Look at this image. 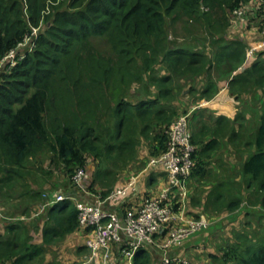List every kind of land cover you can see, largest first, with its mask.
<instances>
[{
  "label": "trees",
  "instance_id": "trees-1",
  "mask_svg": "<svg viewBox=\"0 0 264 264\" xmlns=\"http://www.w3.org/2000/svg\"><path fill=\"white\" fill-rule=\"evenodd\" d=\"M253 1L0 0V61L42 24L35 49L0 73V263L61 264L57 248L82 231L76 253L87 259L75 264H91L90 229L80 227L75 201L43 213L35 208L45 195L37 183L52 174L44 160L70 182L92 164L88 188L100 185L106 196L141 141L152 156L164 151L166 130L183 113L179 99L190 98L188 106L211 101L223 82L235 115L205 106L191 119L200 124H191L192 176L211 187L199 189L193 203L264 207V50L248 60L247 43L228 34L233 12ZM224 145L237 157L234 165L217 153ZM238 238L209 253L213 264H264V237ZM256 243L263 246L254 250ZM152 251L141 247L134 264H152Z\"/></svg>",
  "mask_w": 264,
  "mask_h": 264
},
{
  "label": "built area",
  "instance_id": "built-area-1",
  "mask_svg": "<svg viewBox=\"0 0 264 264\" xmlns=\"http://www.w3.org/2000/svg\"><path fill=\"white\" fill-rule=\"evenodd\" d=\"M260 6L263 7L262 15L259 13ZM249 12L253 18L257 17L263 21V35L261 40L249 49L248 59L254 57L257 51L264 50V0L249 2L236 9L233 16L236 20L240 19L242 21L240 23H247L245 21ZM41 28L42 24L32 27L31 33L10 50L0 61V71L4 68L12 69L35 49ZM243 69L245 65L238 71ZM194 110L193 108L190 112L181 113L170 124L166 130L168 136L166 148L161 154L151 156L144 170L130 173L119 187L106 196L97 193L90 202H87L71 190L48 191L45 192L44 201L38 207V213H43L52 205L67 199L74 200L79 210L80 227L83 230L90 229L86 237V244L90 249L88 262L122 264L123 259L129 264H134L137 251L145 245L168 249L182 243L209 223L205 216L183 221L178 213L189 193V180L195 167L196 146L192 141L191 129V113ZM154 168L167 171L168 185L158 194L145 195L138 205H125L126 198L139 187L143 174ZM87 178H89L88 171L79 168L71 178L72 187L81 188ZM118 207L121 210L117 211ZM116 244L121 245L120 263L119 258L116 259L113 254V247ZM162 264H188V261L165 255Z\"/></svg>",
  "mask_w": 264,
  "mask_h": 264
},
{
  "label": "rangeland",
  "instance_id": "rangeland-1",
  "mask_svg": "<svg viewBox=\"0 0 264 264\" xmlns=\"http://www.w3.org/2000/svg\"><path fill=\"white\" fill-rule=\"evenodd\" d=\"M247 17H248V19H247V21H245L247 23H246V25L245 24L244 25L248 26L249 27L248 29L254 28V30H255L254 31L255 33H252L250 35L251 37L246 36L247 38L244 40V41H246L247 46H248L247 49L249 50L252 45H254L255 43H257L261 40L263 34H262V28L259 26L261 19L260 18L257 19V17L253 18L251 16L250 12L247 13ZM237 20L233 16L232 27H230L228 30V34L231 35V38L232 37L241 38L239 34H242V32L234 31L235 27H233L234 24L238 25V24H240V22H242L240 19H237ZM41 22H43V21L41 20ZM176 27H178L177 32L180 35L184 34V31L182 29V24L180 22H178L176 24ZM242 29H245V28H242ZM244 33H246V32H244ZM258 52L259 51H257L255 53V56L258 54ZM250 59H248V60H250ZM3 70H6V69L4 68ZM3 70H1L0 73ZM189 99L190 98L179 99V100H181L180 105H179L181 108L180 111L190 112L193 110V106L186 105V103H188ZM196 111L197 110H195V112ZM194 113L192 112L191 114L193 115ZM198 123L199 122L197 120L196 121L191 120L192 128H193L194 124H198ZM198 125L200 126V124H198ZM137 148L139 151V155L137 156L136 159H134L131 162V166L128 170V173H126V171L123 173V175H122L123 179H121L116 184V186L118 184H120L122 180L125 181L126 177L124 178V176H129V174L132 172L137 173V172H140L146 168L147 163L149 161V158L152 156L150 154L151 146L149 145V142L147 140H143L137 146ZM228 149L229 148H227V146L224 145V146H222L221 150L218 151L217 153L220 155L224 154L223 159L225 161H227L229 166H231V165H234L236 163L237 157L235 155H233L234 152H231V150H228ZM230 149H231V147H230ZM220 155H217L218 159L222 158ZM228 165H226V166H228ZM214 166H215L214 169L219 168V165H214ZM42 167L45 170H50L52 174L49 176L46 174L44 175L42 173L44 178H45V181L43 182V180L41 179L37 183V186H38V184L43 185L41 190L45 189V192L48 193V191L49 192L50 191H52V192L56 191L57 192V191H68L70 189V187L72 186L73 183L68 180V178L66 177V175L62 171V168H60L59 165L51 164L49 159H45L43 164H42ZM91 168H92V164L91 165L89 164V170H88L89 178H87L86 182H85L88 185L91 184L93 181V176L91 177V174H92ZM166 174H167V171L165 169L154 168L152 170L145 172L143 174L142 178H145L146 181L149 180V178H151V183H149V185H147V188L155 190V189H157L158 184H159L158 179L160 177H163ZM43 176L41 178H43ZM116 186L114 189L119 187V186H117V187ZM209 186L210 185L201 186V187H199V189H205V191L210 190L211 187L209 188ZM102 188H103L102 186L98 185V187L94 188V190H96L98 193L102 194ZM206 188H208V189H206ZM202 205H203V208L197 210V212H199V214L201 212H203L204 213L203 215L208 216L207 218L210 220H212V219L215 220V218L217 219L219 217L221 218L222 215H224V213H230V215L228 218H225V219H228V222L225 219H221V221L218 223L217 222L212 223V228L210 229L211 230V236H210L211 240L206 246H204V249H206V251L205 252H202L199 250L190 251L189 256H187V258L192 260V262L190 264H213L214 261L210 257L207 250L209 252H211L212 254H217L219 247L221 245L226 244V243H234L236 241L241 240L239 238L237 239L238 234L253 235V237H256L257 239L264 237V207H261L259 204H252L251 205L249 202H243L241 204V207L237 210H234V211L226 210V209H224V207H222V208L218 207L217 209H211V208L209 209V208L205 207L204 204H202ZM36 206L37 207H35V208H38L40 206V204H38ZM217 220H219V219H217ZM216 229H219V230L215 231ZM200 236H201V233L198 232L197 234L193 235V237L191 239H192V241H195L196 244H198L201 240ZM244 239H246V238L244 237ZM188 241H187V243H188ZM261 246H263V245L256 243L254 250H258ZM157 257H158V254L152 259V264H158L157 263L158 262ZM86 259H87V257H85V256L81 257V261L86 260ZM88 263H91V262H88ZM91 264H98V262L95 261V262H92ZM188 264H189V262H188Z\"/></svg>",
  "mask_w": 264,
  "mask_h": 264
},
{
  "label": "crops",
  "instance_id": "crops-1",
  "mask_svg": "<svg viewBox=\"0 0 264 264\" xmlns=\"http://www.w3.org/2000/svg\"><path fill=\"white\" fill-rule=\"evenodd\" d=\"M246 23H240V24H234L233 27L234 31L236 32H242V34H239L241 39L245 40L247 37L246 36H250L252 33H255L254 28L248 29V26H245ZM232 27V25H231ZM245 28V29H242ZM236 29V30H235ZM246 32V33H244ZM251 37V36H250ZM246 42V41H245ZM228 85L227 83L222 84L221 89L219 91V93L216 95V97L211 100V101H202L201 103H198L197 105H191L193 106V108L196 110L197 108H203L205 106L209 107L210 110L217 112V113H225L230 115L231 117H233L236 113V109L233 105V100L231 97L228 96ZM248 97V95H245ZM190 106V105H189ZM195 110L193 111V113L195 112ZM198 111V110H197ZM197 111L195 113H197ZM195 121V120H193ZM215 164H211V167L214 168ZM167 174L164 175L163 177H160L158 179V187L155 190L149 189L147 188V185H149V183H151V178H149V180H145V178H142L139 187L137 188V190L130 194L126 200H125V204L126 205H138L142 198L145 197V195H155L158 194L163 188H165L168 184H167ZM122 184V183H121ZM209 185V184H207ZM206 186V185H205ZM199 187L200 186V182L198 181L197 177L195 176H191L190 180H189V193L185 199V201L183 202L182 206H180V208L178 209V213L182 216V220L183 221H187L190 218H199L201 216H205L206 218L208 216L203 215L204 213L201 212L199 214V212H197V210L203 208V206L201 205H194L193 203V198L196 197L199 194ZM208 189V188H206ZM208 192V191H207ZM207 192L203 193L201 196L202 201H205V197L207 196ZM98 192L96 190H91L88 188V184H84L82 186V189L80 190V196L83 200L90 202L93 198V195H96ZM121 210V208H117L116 209ZM205 212V211H204ZM230 215V213H224V215H222V217L217 218L219 220H217L215 218L210 220L208 219V225L204 228H202L200 231L201 236H200V242L198 244H196L195 241H192V237L193 235L197 234H193L192 236H190L189 238L185 239L182 243L172 246L171 248L168 249H164L162 247H152V249H154V251H152L153 254V258L158 254L157 257V263L158 264H162V260L163 257L169 256L170 258H174V257H180L183 259L188 260L189 264L192 262V260H190L189 258H187V256H189V252L190 251H202L205 252L206 249H204V246H206L210 240H211V228H212V223L214 222H220L221 219H225L228 218ZM228 222V219H225ZM219 229H216L215 231H217ZM84 232H77L74 234H71L67 240L57 249L60 251V254L58 255V258L61 262V264H75L76 262H82L81 261V257L82 256H78L76 251H77V247L83 242V238H84ZM189 240V241H188ZM188 241V243H187ZM113 252H114V256L117 259V257L119 258V263L120 260L122 259L120 256V250H121V245L116 244L113 247ZM202 249V250H201ZM208 253L211 254V252H209L207 250ZM51 258V256H50ZM122 264H129V262L124 261L123 259L121 260ZM92 263V262H91ZM99 264V263H98Z\"/></svg>",
  "mask_w": 264,
  "mask_h": 264
}]
</instances>
